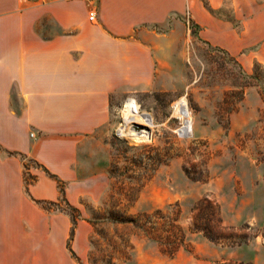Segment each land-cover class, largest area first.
Instances as JSON below:
<instances>
[{
    "label": "crops",
    "instance_id": "obj_1",
    "mask_svg": "<svg viewBox=\"0 0 264 264\" xmlns=\"http://www.w3.org/2000/svg\"><path fill=\"white\" fill-rule=\"evenodd\" d=\"M226 1L0 0V262H36L44 237L57 245L69 237L66 250L82 264L88 222L78 219L72 234L70 215L48 206L97 198L114 112L163 86L184 27L233 34L220 15Z\"/></svg>",
    "mask_w": 264,
    "mask_h": 264
},
{
    "label": "rangeland",
    "instance_id": "obj_2",
    "mask_svg": "<svg viewBox=\"0 0 264 264\" xmlns=\"http://www.w3.org/2000/svg\"><path fill=\"white\" fill-rule=\"evenodd\" d=\"M226 2L220 15L233 34L219 39L201 35L198 25L193 34L184 27L179 52L160 77L163 86L129 96L114 112V129L102 140L104 182L93 185L96 199L75 207L90 230L82 264H264V0L251 7ZM129 99L152 118L146 141L130 136L132 126L120 134ZM181 99L193 125L188 138L175 133L171 118ZM48 208L69 211L63 200ZM215 210L221 224L211 225L218 234L248 241L218 244L199 232L196 226ZM157 212L164 216L154 224ZM145 214L151 217L139 219ZM168 218L185 234L174 254L164 251ZM139 225L152 228L151 236ZM68 238L57 245L44 237L36 262L0 264H74ZM23 249L31 259V247Z\"/></svg>",
    "mask_w": 264,
    "mask_h": 264
},
{
    "label": "trees",
    "instance_id": "obj_3",
    "mask_svg": "<svg viewBox=\"0 0 264 264\" xmlns=\"http://www.w3.org/2000/svg\"><path fill=\"white\" fill-rule=\"evenodd\" d=\"M27 183L31 182V179L29 180V178L26 179ZM44 207L47 208V204L44 203ZM202 210L199 208V211ZM68 214L70 215L71 218V223H72V234L74 232V226L76 225L77 221H78V215L77 214V209L73 208V207H69V211H67ZM202 213H199V215H201ZM150 215H142L139 219L142 218H148ZM162 216H164L161 212H157V214H155L154 216H152V218H155V222L154 224H156L158 219H162ZM151 217V216H150ZM138 220H130L128 219L129 222H139ZM206 219V218H205ZM124 221V220H123ZM123 221L120 220V223H123ZM168 223L167 226H165V228L163 229V231L166 233V240H165V244L166 249L164 250L166 253H171L174 254L176 252V250L179 249V247L183 244L184 238H185V234L183 233L182 229L180 228V226L177 224V222H175L174 220H170L168 218ZM213 221H216L217 224H221L220 222V218L218 216V210L216 212L213 211L204 223H199L201 225L196 226V229L201 232L206 238H208L209 240L221 244V243H226L229 246H233V245H238L241 243H245L247 240V238L243 235H236L234 233L231 232V234H218L217 231H215V228L212 227L211 223H213ZM152 223V222H151ZM141 229L144 230V233H146L147 236H151L152 234V228L149 229V231L142 225H139ZM228 231H232V229H228ZM71 234V235H72ZM238 242V243H237ZM208 264H244V263H239V262H231V261H221V262H214V263H208Z\"/></svg>",
    "mask_w": 264,
    "mask_h": 264
},
{
    "label": "bare ground",
    "instance_id": "obj_4",
    "mask_svg": "<svg viewBox=\"0 0 264 264\" xmlns=\"http://www.w3.org/2000/svg\"><path fill=\"white\" fill-rule=\"evenodd\" d=\"M181 103H183V106L181 108H177L176 113L179 115V117L185 119L189 115V113L187 111V108L185 107V101L181 100ZM139 109L140 105L136 100L130 99L129 101H127L125 106L122 108V114L125 117V122L138 124L145 128L152 126L153 121L151 116L147 113H141ZM129 133L130 136H132L133 139L137 142H143L150 138V133L146 132L145 130L139 133L131 130L129 131Z\"/></svg>",
    "mask_w": 264,
    "mask_h": 264
},
{
    "label": "built area",
    "instance_id": "obj_5",
    "mask_svg": "<svg viewBox=\"0 0 264 264\" xmlns=\"http://www.w3.org/2000/svg\"><path fill=\"white\" fill-rule=\"evenodd\" d=\"M96 18V11L95 10H91L90 13H89V20L90 21H94ZM187 24L189 26V29H190V26H192V23L190 22V18H188V21H187ZM130 100V99H129ZM127 100V101H129ZM183 100V99H181ZM181 100H178L176 101L174 104H173V112L171 114V118H174L176 119V121L178 122V126L177 128L175 129V133L179 136V137H182V138H188L190 137V135H192V131H193V125H192V121L190 119V114L185 118V119H182L181 117H179V115L176 113V109L177 108H181L183 106V103H181ZM126 101V102H127ZM126 104V103H125ZM186 104V103H185ZM187 108V106H185ZM187 111H188V108H187ZM189 113V111H188ZM124 117V116H123ZM123 122H124V128L120 129V134L124 132L125 129H127V127L129 126H132V130H134V126L135 125H138V124H133V123H126L125 122V117L123 119ZM146 130V128L140 130V131H135L137 133L141 132V131H144Z\"/></svg>",
    "mask_w": 264,
    "mask_h": 264
},
{
    "label": "water",
    "instance_id": "obj_6",
    "mask_svg": "<svg viewBox=\"0 0 264 264\" xmlns=\"http://www.w3.org/2000/svg\"><path fill=\"white\" fill-rule=\"evenodd\" d=\"M142 129H144V127L141 126V125H135V126H134V130H135V131H140V130H142Z\"/></svg>",
    "mask_w": 264,
    "mask_h": 264
}]
</instances>
